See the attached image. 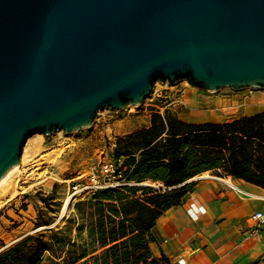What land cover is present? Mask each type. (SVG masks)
<instances>
[{"label":"water","instance_id":"obj_1","mask_svg":"<svg viewBox=\"0 0 264 264\" xmlns=\"http://www.w3.org/2000/svg\"><path fill=\"white\" fill-rule=\"evenodd\" d=\"M183 80L264 89V0H0V182L33 135Z\"/></svg>","mask_w":264,"mask_h":264},{"label":"trees","instance_id":"obj_2","mask_svg":"<svg viewBox=\"0 0 264 264\" xmlns=\"http://www.w3.org/2000/svg\"><path fill=\"white\" fill-rule=\"evenodd\" d=\"M151 109L148 127L116 140L113 157L127 184L76 201L65 226L4 247L0 264H157L153 228L194 189L192 179L211 172L264 189V111L197 124L169 107Z\"/></svg>","mask_w":264,"mask_h":264},{"label":"crops","instance_id":"obj_3","mask_svg":"<svg viewBox=\"0 0 264 264\" xmlns=\"http://www.w3.org/2000/svg\"><path fill=\"white\" fill-rule=\"evenodd\" d=\"M206 91L203 96L196 95L187 101L186 115L174 112L182 120L203 124L230 122L264 111V89ZM150 122L151 115L144 126L121 136L148 127ZM115 147L116 142L112 152ZM193 180L196 181L194 189L184 196L181 204L165 211L153 228L156 241L152 250L159 260L157 264H264V224L259 236L247 237V218L257 211L264 212V189L211 172ZM229 182L253 196L241 194Z\"/></svg>","mask_w":264,"mask_h":264},{"label":"rangeland","instance_id":"obj_4","mask_svg":"<svg viewBox=\"0 0 264 264\" xmlns=\"http://www.w3.org/2000/svg\"><path fill=\"white\" fill-rule=\"evenodd\" d=\"M205 93L206 90L193 87L185 80L175 84L158 81L153 94L143 104L125 110L106 108L87 130L30 137L16 177L21 191L0 203V251L50 226H65L75 211L76 201H73L67 212H63L71 179L87 170L92 162L113 157L112 148L117 138L128 130L144 126L151 108L164 111L169 107L186 115L189 112L187 101ZM48 222L49 225L36 227L38 223ZM22 234V238L9 243Z\"/></svg>","mask_w":264,"mask_h":264},{"label":"built area","instance_id":"obj_5","mask_svg":"<svg viewBox=\"0 0 264 264\" xmlns=\"http://www.w3.org/2000/svg\"><path fill=\"white\" fill-rule=\"evenodd\" d=\"M121 164L122 161L116 160L114 157L92 162L87 170L71 179L68 196L71 199L70 201L87 199L99 190L121 187L127 184ZM229 185L241 194L253 196L241 190L232 182H229ZM247 223L249 226L247 237L259 236L260 229L264 224V212L257 211L253 213L247 218Z\"/></svg>","mask_w":264,"mask_h":264},{"label":"bare ground","instance_id":"obj_6","mask_svg":"<svg viewBox=\"0 0 264 264\" xmlns=\"http://www.w3.org/2000/svg\"><path fill=\"white\" fill-rule=\"evenodd\" d=\"M19 167L12 170L11 173H9L0 182V203L3 202V199H5L8 196H15L16 194L20 193L21 188L19 186L18 181L16 180V177L20 171ZM70 200H71L70 197H67V199L64 201V204H63L64 213L67 212V210L70 208V204H71Z\"/></svg>","mask_w":264,"mask_h":264}]
</instances>
